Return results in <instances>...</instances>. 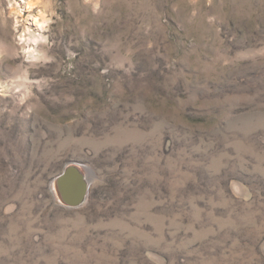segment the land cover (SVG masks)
Returning <instances> with one entry per match:
<instances>
[{
	"label": "rangeland",
	"instance_id": "rangeland-1",
	"mask_svg": "<svg viewBox=\"0 0 264 264\" xmlns=\"http://www.w3.org/2000/svg\"><path fill=\"white\" fill-rule=\"evenodd\" d=\"M0 264H264V0H0Z\"/></svg>",
	"mask_w": 264,
	"mask_h": 264
},
{
	"label": "water",
	"instance_id": "water-1",
	"mask_svg": "<svg viewBox=\"0 0 264 264\" xmlns=\"http://www.w3.org/2000/svg\"><path fill=\"white\" fill-rule=\"evenodd\" d=\"M75 168H71L69 170H66L64 171L60 176L57 177V179H60V178H65V182H60V186H61V191H65L67 192V194H70L71 192H75L78 197L76 199V204H81L82 203V200L84 199V197L86 196V190L88 189L86 187V183H85V180H83V176L77 172V170H74ZM74 173V175L76 174V177L73 178V180L71 181L68 180V178L71 176V174ZM73 175V174H72ZM77 181H75L76 179ZM59 184V183H58ZM58 187V185H57ZM89 187V186H88ZM59 190V187L58 189ZM72 195V194H71Z\"/></svg>",
	"mask_w": 264,
	"mask_h": 264
}]
</instances>
